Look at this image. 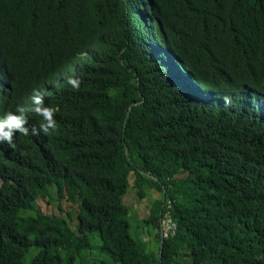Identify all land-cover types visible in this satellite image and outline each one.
Wrapping results in <instances>:
<instances>
[{"label":"trees","instance_id":"obj_1","mask_svg":"<svg viewBox=\"0 0 264 264\" xmlns=\"http://www.w3.org/2000/svg\"><path fill=\"white\" fill-rule=\"evenodd\" d=\"M33 89L58 130L0 144V264H87L96 236L121 264H264V0H0V116L38 128ZM131 189L161 192L155 250Z\"/></svg>","mask_w":264,"mask_h":264},{"label":"rangeland","instance_id":"obj_2","mask_svg":"<svg viewBox=\"0 0 264 264\" xmlns=\"http://www.w3.org/2000/svg\"><path fill=\"white\" fill-rule=\"evenodd\" d=\"M84 62L85 59L84 61L78 63L75 67H73L62 80L57 82V88L63 86L67 82L69 76H74L77 73L78 69L84 64ZM53 92V89L46 91L42 94V96L44 97V99H46L51 96ZM29 107H31V103L29 104ZM160 196L161 192L158 189H154L148 192V195L145 199H141L139 197L138 191L131 189L126 197V201L128 202V205L130 207V216L128 220L130 223L131 237L146 244L148 250L150 251L157 248L156 240L158 229L148 224L147 221L149 220L151 208L156 205L157 198H159ZM78 199V191L74 188V186L71 185L70 182H66L63 185L62 204L65 212L73 213V218L75 219L73 221V225L75 228H77L78 226L79 210L77 208L78 204L76 203ZM56 202H58L57 197ZM38 205L46 214L50 215L53 213H57L56 207L50 205L44 198L39 199ZM92 245V249L88 250L85 253L84 258L85 260H87V264H121L114 262L110 255L101 251V241L97 236ZM76 264H82L81 259H78Z\"/></svg>","mask_w":264,"mask_h":264},{"label":"clouds","instance_id":"obj_3","mask_svg":"<svg viewBox=\"0 0 264 264\" xmlns=\"http://www.w3.org/2000/svg\"><path fill=\"white\" fill-rule=\"evenodd\" d=\"M67 82L73 90L78 91L80 89V78L69 76ZM28 99L31 103L30 110L40 118L39 127L29 129L27 126L28 119L23 108L18 107L15 111H6L0 116V144L6 143L10 147H14L13 137L17 133L27 136L30 131L32 135H51L57 132L58 123L54 114L58 109L47 105L44 97L37 89H33Z\"/></svg>","mask_w":264,"mask_h":264},{"label":"built area","instance_id":"obj_4","mask_svg":"<svg viewBox=\"0 0 264 264\" xmlns=\"http://www.w3.org/2000/svg\"><path fill=\"white\" fill-rule=\"evenodd\" d=\"M166 211L164 216L161 219V236L162 238H167L174 234L177 229L176 221L174 220L173 216L171 215L170 208H171V201L167 200L166 203Z\"/></svg>","mask_w":264,"mask_h":264}]
</instances>
